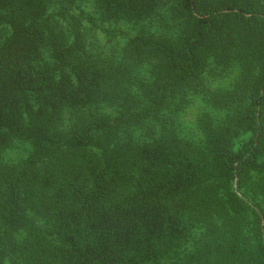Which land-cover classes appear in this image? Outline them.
Here are the masks:
<instances>
[{"label": "trees", "instance_id": "obj_1", "mask_svg": "<svg viewBox=\"0 0 264 264\" xmlns=\"http://www.w3.org/2000/svg\"><path fill=\"white\" fill-rule=\"evenodd\" d=\"M0 264H264V0H0Z\"/></svg>", "mask_w": 264, "mask_h": 264}, {"label": "rangeland", "instance_id": "obj_2", "mask_svg": "<svg viewBox=\"0 0 264 264\" xmlns=\"http://www.w3.org/2000/svg\"><path fill=\"white\" fill-rule=\"evenodd\" d=\"M101 23L99 22V25ZM236 73V69H228L223 75L217 77L214 81H212L213 85H220V86H228L231 83V80H233L234 74ZM193 103L190 104L187 109L181 113L180 116V130L183 134L188 136L196 137L197 134L200 133V130H198L196 125V118L198 115V112L205 106L204 102L202 101L200 96H196L193 99ZM249 135L244 134L236 139L235 145L236 147L239 146L241 143H243L244 140L247 139ZM20 151L19 149H13V154H17V152ZM15 152V153H14ZM236 187V184H235Z\"/></svg>", "mask_w": 264, "mask_h": 264}]
</instances>
